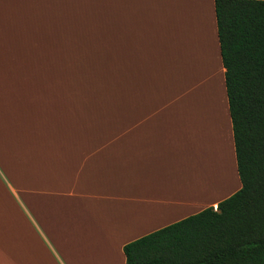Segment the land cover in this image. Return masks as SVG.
I'll return each mask as SVG.
<instances>
[{
    "label": "crops",
    "instance_id": "obj_1",
    "mask_svg": "<svg viewBox=\"0 0 264 264\" xmlns=\"http://www.w3.org/2000/svg\"><path fill=\"white\" fill-rule=\"evenodd\" d=\"M239 185L213 0H0V264H125Z\"/></svg>",
    "mask_w": 264,
    "mask_h": 264
},
{
    "label": "trees",
    "instance_id": "obj_2",
    "mask_svg": "<svg viewBox=\"0 0 264 264\" xmlns=\"http://www.w3.org/2000/svg\"><path fill=\"white\" fill-rule=\"evenodd\" d=\"M239 187L122 245L125 264H264V0H213Z\"/></svg>",
    "mask_w": 264,
    "mask_h": 264
}]
</instances>
